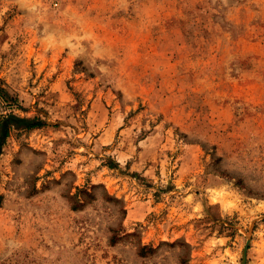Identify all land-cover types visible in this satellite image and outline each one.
Returning <instances> with one entry per match:
<instances>
[{
	"label": "rangeland",
	"instance_id": "1",
	"mask_svg": "<svg viewBox=\"0 0 264 264\" xmlns=\"http://www.w3.org/2000/svg\"><path fill=\"white\" fill-rule=\"evenodd\" d=\"M0 264H264V0H0Z\"/></svg>",
	"mask_w": 264,
	"mask_h": 264
},
{
	"label": "trees",
	"instance_id": "2",
	"mask_svg": "<svg viewBox=\"0 0 264 264\" xmlns=\"http://www.w3.org/2000/svg\"><path fill=\"white\" fill-rule=\"evenodd\" d=\"M40 121H33L27 117H21L13 113H8L1 117L0 119V147L4 138L8 135V132L13 126H21L26 128H32L39 126Z\"/></svg>",
	"mask_w": 264,
	"mask_h": 264
}]
</instances>
